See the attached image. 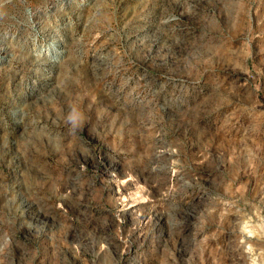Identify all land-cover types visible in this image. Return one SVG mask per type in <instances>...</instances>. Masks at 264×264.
<instances>
[{
  "label": "rangeland",
  "instance_id": "374dc122",
  "mask_svg": "<svg viewBox=\"0 0 264 264\" xmlns=\"http://www.w3.org/2000/svg\"><path fill=\"white\" fill-rule=\"evenodd\" d=\"M0 264H264V0H0Z\"/></svg>",
  "mask_w": 264,
  "mask_h": 264
},
{
  "label": "bare ground",
  "instance_id": "6f19581e",
  "mask_svg": "<svg viewBox=\"0 0 264 264\" xmlns=\"http://www.w3.org/2000/svg\"><path fill=\"white\" fill-rule=\"evenodd\" d=\"M38 205V204H37ZM33 206L29 203V201H26V200H21L18 204H17V206H16V208L14 209V210H12L13 212L12 213H10V216H12V217H15L16 216V214H17V210H19L20 211V213H21V215L23 216V217H28V218H30V219H34V218H36L38 215H37V212L39 211V209H36L35 207H34V209L32 208ZM38 208V207H37ZM40 219V218H39ZM41 220V219H40ZM40 220H38V221H40ZM38 223V222H37ZM40 223V222H39ZM37 225V224H36ZM28 228H30L29 230H34L33 228L31 229V227H28ZM183 257V256H182Z\"/></svg>",
  "mask_w": 264,
  "mask_h": 264
}]
</instances>
